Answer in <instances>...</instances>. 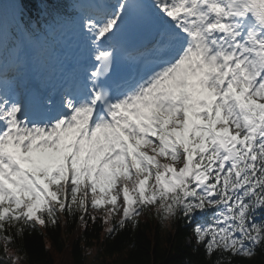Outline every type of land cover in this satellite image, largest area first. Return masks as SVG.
I'll return each instance as SVG.
<instances>
[{
  "label": "snow or ice",
  "instance_id": "snow-or-ice-1",
  "mask_svg": "<svg viewBox=\"0 0 264 264\" xmlns=\"http://www.w3.org/2000/svg\"><path fill=\"white\" fill-rule=\"evenodd\" d=\"M77 214L264 253V0H0V264Z\"/></svg>",
  "mask_w": 264,
  "mask_h": 264
},
{
  "label": "trees",
  "instance_id": "trees-1",
  "mask_svg": "<svg viewBox=\"0 0 264 264\" xmlns=\"http://www.w3.org/2000/svg\"><path fill=\"white\" fill-rule=\"evenodd\" d=\"M139 222L136 230L129 226L114 238H108L107 224L89 221L87 229H83L76 217L65 216L63 226L60 222L56 228H40L26 237L27 259L22 264H56L63 258L66 264H127L133 257L142 264H212L211 260H205L202 247L195 246L193 241L188 243L191 236L188 226L165 228L158 219L147 214L142 215ZM197 247L199 251H194ZM242 264H264V253Z\"/></svg>",
  "mask_w": 264,
  "mask_h": 264
},
{
  "label": "rangeland",
  "instance_id": "rangeland-1",
  "mask_svg": "<svg viewBox=\"0 0 264 264\" xmlns=\"http://www.w3.org/2000/svg\"><path fill=\"white\" fill-rule=\"evenodd\" d=\"M56 264H66V259L63 258L62 262L58 261Z\"/></svg>",
  "mask_w": 264,
  "mask_h": 264
}]
</instances>
